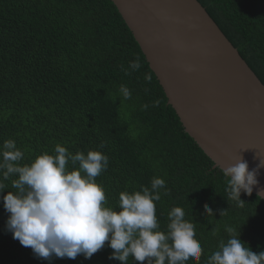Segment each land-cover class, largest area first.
<instances>
[{
    "label": "trees",
    "instance_id": "1",
    "mask_svg": "<svg viewBox=\"0 0 264 264\" xmlns=\"http://www.w3.org/2000/svg\"><path fill=\"white\" fill-rule=\"evenodd\" d=\"M199 2L264 84V0ZM137 57L141 67L133 70ZM9 139L23 152L20 166L45 152L54 155L57 144L73 155L106 154L109 166L96 180L106 206L117 211L121 192L150 189L154 177L164 179L170 193L160 189L155 202L160 230H167L169 212L181 207L203 248L199 262L186 264H206L230 238L226 226L257 254L264 251V199L254 193H242L243 204L228 199L229 178L185 131L112 0H0V148ZM17 178L4 181L0 194V264H121L109 258L114 250L108 242L90 259L45 260L13 239L2 196L15 191ZM206 204L214 215L205 212ZM127 264L147 259L129 257Z\"/></svg>",
    "mask_w": 264,
    "mask_h": 264
},
{
    "label": "clouds",
    "instance_id": "2",
    "mask_svg": "<svg viewBox=\"0 0 264 264\" xmlns=\"http://www.w3.org/2000/svg\"><path fill=\"white\" fill-rule=\"evenodd\" d=\"M140 67L137 57L130 68L138 70ZM120 91L125 99L131 97L126 86L122 85ZM54 152V155L45 152L31 164L20 166L17 162L23 159V152L14 140H6L0 148L3 157L0 194L7 188L4 181L13 175L18 177L11 181L15 191L2 196L4 209L10 214L6 228L13 239L30 247L37 258L76 259L82 254L90 259L108 242L114 250L109 258L121 264H127L129 257L140 262L147 259V264H186L190 258L200 261L203 248L196 239L195 225L185 219L181 207L169 212L167 230H160L155 202L161 200L160 189H164L165 195L170 193L164 179L154 177L150 189L142 187L135 192H121L117 211L106 206V191L96 180L109 166L106 154L89 150L87 154L78 151L73 155L60 144ZM259 167L264 164L249 170L247 161L241 158L223 170V175L229 178L228 199L245 203L241 194L251 196L254 187L259 185ZM257 196L264 197V188ZM204 209L208 216L214 215L207 204ZM226 211L222 210L221 215ZM225 230L230 238L220 243V250L215 251L206 264H264V251L254 252L241 241L240 234L234 235L233 227L226 226Z\"/></svg>",
    "mask_w": 264,
    "mask_h": 264
},
{
    "label": "water",
    "instance_id": "3",
    "mask_svg": "<svg viewBox=\"0 0 264 264\" xmlns=\"http://www.w3.org/2000/svg\"><path fill=\"white\" fill-rule=\"evenodd\" d=\"M112 1L214 168L264 164V84L199 0Z\"/></svg>",
    "mask_w": 264,
    "mask_h": 264
}]
</instances>
